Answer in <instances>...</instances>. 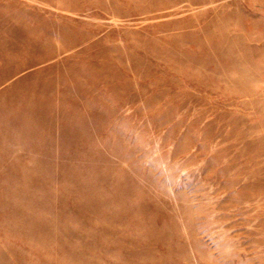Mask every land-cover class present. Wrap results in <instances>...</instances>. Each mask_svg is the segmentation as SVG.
I'll return each instance as SVG.
<instances>
[{"label":"rangeland","instance_id":"rangeland-1","mask_svg":"<svg viewBox=\"0 0 264 264\" xmlns=\"http://www.w3.org/2000/svg\"><path fill=\"white\" fill-rule=\"evenodd\" d=\"M0 264H264V0H0Z\"/></svg>","mask_w":264,"mask_h":264}]
</instances>
